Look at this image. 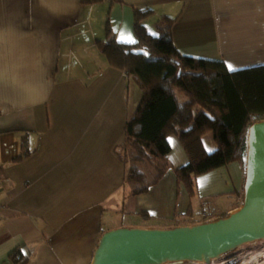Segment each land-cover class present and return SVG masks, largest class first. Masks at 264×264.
I'll list each match as a JSON object with an SVG mask.
<instances>
[{"label":"crops","instance_id":"obj_1","mask_svg":"<svg viewBox=\"0 0 264 264\" xmlns=\"http://www.w3.org/2000/svg\"><path fill=\"white\" fill-rule=\"evenodd\" d=\"M145 7L154 9L144 21L152 33L163 17L174 19L184 55L221 59L229 70L264 64V0H0V264H90L105 231L133 225L126 217L166 227L188 212L174 170L189 162L179 138L168 137L173 168L130 196L123 134L109 133L135 114L141 92L100 41L109 26L118 42H135V8ZM117 89L120 99L106 108V92ZM244 183L238 161L200 175L194 218L240 207Z\"/></svg>","mask_w":264,"mask_h":264},{"label":"trees","instance_id":"obj_2","mask_svg":"<svg viewBox=\"0 0 264 264\" xmlns=\"http://www.w3.org/2000/svg\"><path fill=\"white\" fill-rule=\"evenodd\" d=\"M102 1L81 0L85 5ZM153 13L151 7L135 8V42H118L109 26L108 41H100L110 65L141 90L137 110L125 125L124 186L131 196L157 184L173 168L168 137L176 135L189 162L174 170L191 198L177 224L199 222L194 218L198 177L235 161L246 169L248 128L264 118V64L229 70L221 59L184 55L174 42V19L163 17L158 34L148 31L144 21ZM208 135L216 146L211 151L205 145ZM11 258L17 263L22 251Z\"/></svg>","mask_w":264,"mask_h":264},{"label":"water","instance_id":"obj_3","mask_svg":"<svg viewBox=\"0 0 264 264\" xmlns=\"http://www.w3.org/2000/svg\"><path fill=\"white\" fill-rule=\"evenodd\" d=\"M244 199L229 214L166 227L122 226L105 231L90 264H212L264 239V118L247 132Z\"/></svg>","mask_w":264,"mask_h":264},{"label":"rangeland","instance_id":"obj_4","mask_svg":"<svg viewBox=\"0 0 264 264\" xmlns=\"http://www.w3.org/2000/svg\"><path fill=\"white\" fill-rule=\"evenodd\" d=\"M150 32V31H149ZM151 34H158V33H152ZM119 89L115 90V92L110 95V91L108 90L106 92V99H107V106L106 108H108L110 105H114L115 102L117 104V101L120 99L119 97ZM138 92H141V90L138 88L137 90ZM136 93V99L139 100L140 98V94ZM186 97L184 95H182V99H185ZM109 99V101H108ZM133 100H135V96L132 95V99L130 100V102L132 103ZM128 106V105H127ZM104 109V106H103ZM76 111V108H75ZM100 113V112H99ZM93 121V125H95V123H97L94 119H92ZM128 120H125L122 122V127H113L112 130L109 131V133H113L114 135L117 134H123V147L125 146V125L127 123ZM90 129L92 130L93 127L91 126ZM207 139V137H205ZM118 138H115V140ZM107 143H112V139H107L104 143H101V146H105L107 145ZM211 151V150H210ZM125 152V151H124ZM246 158V156H245ZM125 162V160H124ZM126 166V164H125ZM213 207H215L214 205H210V208L212 209ZM196 210H198V205H196ZM127 221H123V224H130L132 223V226H139L140 224V220L138 218H134V217H126L125 218ZM120 227L122 226H127V225H122L120 223H118ZM183 224V223H182ZM263 243H260V241L256 242V243H247L243 246H241L240 248L228 253L227 255H225L222 258H219V260L217 261V264H264V249H263V244H264V239H262ZM176 264H197L191 261H185L183 263H176Z\"/></svg>","mask_w":264,"mask_h":264},{"label":"bare ground","instance_id":"obj_5","mask_svg":"<svg viewBox=\"0 0 264 264\" xmlns=\"http://www.w3.org/2000/svg\"><path fill=\"white\" fill-rule=\"evenodd\" d=\"M258 241H260L259 244H260V243H263L262 239H261V240H257L256 242H258ZM256 242H251V243H256ZM218 260H219V258L214 259L213 262H212V264H217V261H218ZM191 262H194V263H197V264H206V263H203V262H197V261H191ZM241 264H242V263H241Z\"/></svg>","mask_w":264,"mask_h":264},{"label":"built area","instance_id":"obj_6","mask_svg":"<svg viewBox=\"0 0 264 264\" xmlns=\"http://www.w3.org/2000/svg\"><path fill=\"white\" fill-rule=\"evenodd\" d=\"M125 75H127V73H125ZM1 208H2V207L0 206V211H1ZM206 213H207V212L205 211V212L203 213V215H206Z\"/></svg>","mask_w":264,"mask_h":264},{"label":"snow or ice","instance_id":"obj_7","mask_svg":"<svg viewBox=\"0 0 264 264\" xmlns=\"http://www.w3.org/2000/svg\"><path fill=\"white\" fill-rule=\"evenodd\" d=\"M230 70H231V66H229Z\"/></svg>","mask_w":264,"mask_h":264},{"label":"flooded vegetation","instance_id":"obj_8","mask_svg":"<svg viewBox=\"0 0 264 264\" xmlns=\"http://www.w3.org/2000/svg\"><path fill=\"white\" fill-rule=\"evenodd\" d=\"M263 246H264V244H263ZM263 249H264V247H263Z\"/></svg>","mask_w":264,"mask_h":264}]
</instances>
